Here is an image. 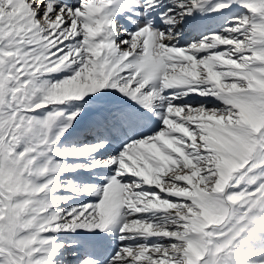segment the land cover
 <instances>
[{
  "label": "snow or ice",
  "instance_id": "1",
  "mask_svg": "<svg viewBox=\"0 0 264 264\" xmlns=\"http://www.w3.org/2000/svg\"><path fill=\"white\" fill-rule=\"evenodd\" d=\"M0 264H264V0H0Z\"/></svg>",
  "mask_w": 264,
  "mask_h": 264
}]
</instances>
